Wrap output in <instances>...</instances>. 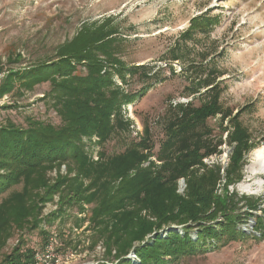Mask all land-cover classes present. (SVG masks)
<instances>
[{"label": "trees", "instance_id": "1", "mask_svg": "<svg viewBox=\"0 0 264 264\" xmlns=\"http://www.w3.org/2000/svg\"><path fill=\"white\" fill-rule=\"evenodd\" d=\"M199 24L194 30L202 31ZM124 42L116 30L82 26L53 58L8 74L0 82L1 96L12 92L17 83L25 90L48 84L42 96L60 120L57 126L30 118L24 128L10 122L0 127V197L7 194L0 201V251L12 229L23 228L28 219L36 221L39 206L54 196H60L61 206L52 217L63 213L66 206H79L80 213V205L90 207L86 222L92 232L91 249L101 244L111 264H167L205 251L212 241H236L244 236L237 225L253 215L232 216L240 210L234 197L227 194L223 198L215 191L221 171L225 173L224 190L241 180L243 152L249 149L247 134L237 127L227 134V142L235 147L226 169L201 164L217 148L206 125L217 113L216 102L197 109L191 102L170 108L165 138L155 156L159 165L149 161L154 144L146 127L122 153L98 152L96 162L87 153L84 139L91 143L95 138V144L102 146L130 130L123 109L159 80L155 72L144 76V86L136 91L116 85L114 75L125 86L127 75H142L147 69L144 65L126 67ZM207 92L202 95L207 97ZM63 165L66 175L59 174L50 184L48 173ZM182 178L186 190L180 195L177 181ZM18 186L20 190L15 189ZM241 199L257 211L253 198ZM219 216L222 220L217 222ZM263 227V219L255 218V230L261 237ZM193 228L198 231L195 240L188 232ZM178 229L185 231L184 236ZM35 251L33 247L15 249L0 264H31ZM130 254L135 261L128 258Z\"/></svg>", "mask_w": 264, "mask_h": 264}, {"label": "rangeland", "instance_id": "2", "mask_svg": "<svg viewBox=\"0 0 264 264\" xmlns=\"http://www.w3.org/2000/svg\"><path fill=\"white\" fill-rule=\"evenodd\" d=\"M198 22L202 31L194 30ZM86 25L118 32L125 41L122 61L127 68L147 66L142 75H127L125 86L114 75L117 86L136 91L144 86V76L157 72L159 78L144 96L123 109L131 122L128 132L102 146L95 144V138L91 143L83 140L94 162L101 151L108 156L122 153L146 127L154 144L149 161L159 165L155 156L165 138L169 110L178 104L191 102L195 109L206 103L218 105L217 113L206 120L217 146L214 154L201 161L208 168L212 164L228 167L235 147L227 142L228 133L237 127L247 134L249 149L243 152L241 180L224 190L225 173L221 171L215 191L223 198L227 194L234 197L240 210L232 216L253 215H243L246 219L237 225L244 236L236 241H212L205 251L167 264H264V237L255 230V218H262L264 226V175L255 157L256 151L264 150V0H0V82L8 74L53 58L55 51ZM17 84L3 95L8 99L0 105V127L10 122L24 128L30 118L60 124L42 96L48 92V84L32 90ZM206 90L208 96L204 97ZM65 171L63 165L49 172V183L59 174L66 175ZM185 190L182 178L177 181V193L182 195ZM242 197L253 198L257 211L243 205ZM60 204V196H54L39 206L36 221L28 219L23 228L12 229L0 251V261L18 248L37 250L51 237L61 264H98L103 260L111 264L101 244L91 249L92 232L86 222L90 207L80 205V213L79 206H66L63 213L52 217ZM221 220L219 216L216 221ZM188 232L195 240L198 231L193 228ZM177 233L184 236L185 231L178 229ZM129 257L136 260L133 254Z\"/></svg>", "mask_w": 264, "mask_h": 264}, {"label": "built area", "instance_id": "3", "mask_svg": "<svg viewBox=\"0 0 264 264\" xmlns=\"http://www.w3.org/2000/svg\"><path fill=\"white\" fill-rule=\"evenodd\" d=\"M7 99L6 96L0 95V105ZM31 262V264H61L62 259L56 254L55 240L48 238L43 246L34 252Z\"/></svg>", "mask_w": 264, "mask_h": 264}, {"label": "bare ground", "instance_id": "4", "mask_svg": "<svg viewBox=\"0 0 264 264\" xmlns=\"http://www.w3.org/2000/svg\"><path fill=\"white\" fill-rule=\"evenodd\" d=\"M256 160H260V173L264 175V150H258L255 153Z\"/></svg>", "mask_w": 264, "mask_h": 264}, {"label": "water", "instance_id": "5", "mask_svg": "<svg viewBox=\"0 0 264 264\" xmlns=\"http://www.w3.org/2000/svg\"><path fill=\"white\" fill-rule=\"evenodd\" d=\"M175 227H171L169 230H173Z\"/></svg>", "mask_w": 264, "mask_h": 264}]
</instances>
